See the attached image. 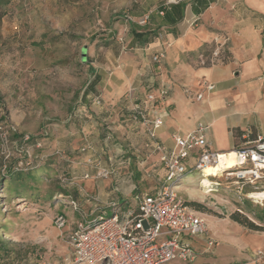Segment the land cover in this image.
Segmentation results:
<instances>
[{
  "label": "rangeland",
  "instance_id": "1",
  "mask_svg": "<svg viewBox=\"0 0 264 264\" xmlns=\"http://www.w3.org/2000/svg\"><path fill=\"white\" fill-rule=\"evenodd\" d=\"M2 1L0 101L9 118L8 125L17 134L40 138L44 145L36 149L29 144L27 152L22 153L11 147L8 158L0 153V264H18L23 260L31 264H74L71 238L80 216L73 210L71 200L80 203L79 208L89 214L95 206L84 194L96 198L101 210L113 194L122 198L118 208L121 216L135 208L140 193L134 191L136 185L143 190L156 183L160 175L153 176L152 170L164 174L158 158L143 141L146 134L131 119L128 98L134 89L136 94L146 89L149 77L145 71L158 72L156 68L161 62L153 61L149 46L132 45L128 21L143 28L149 24V16H156L159 6L177 0ZM87 65L91 71H86ZM92 81L94 97L82 103L80 97ZM202 85L201 82L199 87ZM117 90L120 95L116 99L104 97ZM100 95L104 101L96 106L93 99ZM168 99L169 96L164 98ZM260 130L256 123L245 130L233 127L234 147L250 142ZM211 140L218 150L230 148L226 135L213 133ZM83 146L90 149L82 153ZM101 149L107 154L102 158ZM115 153L131 155L127 173L133 172V180L129 179L126 185L120 182L116 186L120 192L110 194L108 187L113 184V175L107 179L93 178V165L109 168V155ZM156 163L158 170L153 167ZM87 167L93 171L90 173ZM19 170L37 173L42 180L27 181L26 188L12 191L17 183L3 181L8 171ZM40 170L47 171V175ZM113 171L121 179L126 177L125 171ZM85 174L88 179L83 178ZM64 176L76 178L63 187L60 179ZM99 182L108 186L100 194ZM231 182L217 178L209 188L215 192L207 193L196 187L193 176H189L176 189L181 200L198 205L193 209L205 220L213 241L209 247L203 238L183 240L196 252L193 264H236L257 249L263 250L264 255V200L250 198L247 195L255 190L246 186L239 190ZM59 188L71 199L57 195ZM104 212L105 218L111 217L112 209L106 208ZM235 214L261 231L232 221ZM57 216L65 220L62 229L55 225Z\"/></svg>",
  "mask_w": 264,
  "mask_h": 264
},
{
  "label": "built area",
  "instance_id": "2",
  "mask_svg": "<svg viewBox=\"0 0 264 264\" xmlns=\"http://www.w3.org/2000/svg\"><path fill=\"white\" fill-rule=\"evenodd\" d=\"M217 54L218 50L215 49L213 56ZM161 59V55L153 57L155 63H160ZM214 89L213 84L203 82L202 92L195 95L196 100L200 101L204 93L209 94ZM166 96L167 89L162 86L157 89L149 87L142 98L135 94L128 97L131 119L144 129L147 137L145 145L158 158L159 166L164 171L159 186L153 192L137 193L135 208L125 211L121 216L118 207L111 217L105 218L104 210L97 204L98 200L87 194L84 197L95 206L91 213L81 210L80 203L72 202L73 210L80 216L71 238L74 264H193L196 252L183 240L203 238L209 247L213 246V241L208 236L205 220L177 196L176 189L181 182L193 176L196 187H202L204 180L210 184L217 178H223L232 181L239 190L250 186L255 190L254 193L264 192V131L242 146L233 147L227 152H217L212 149L206 136L207 127L199 124L186 135H173L172 146L167 147L157 140V132L167 116L165 110L159 109ZM101 101L100 97H95L93 104L100 106ZM31 140L33 148L39 149L44 145L40 138L17 134L15 128L8 125L0 102V153L4 158L9 157L11 147L20 153L27 152V144ZM86 149L90 148L83 146L80 152L85 153ZM230 157L233 166L228 168L227 160ZM221 160L223 164L218 172L206 176L205 170L217 168ZM93 167L96 170L93 178L107 179L115 174L114 168L110 166L106 168L97 163ZM83 178L88 179L89 175L85 174ZM60 182L66 186L72 184V179L64 176ZM64 223L62 216L56 217L57 229H62ZM262 260L263 253L257 251L251 261L243 264H260ZM18 264L31 263L23 260Z\"/></svg>",
  "mask_w": 264,
  "mask_h": 264
},
{
  "label": "crops",
  "instance_id": "3",
  "mask_svg": "<svg viewBox=\"0 0 264 264\" xmlns=\"http://www.w3.org/2000/svg\"><path fill=\"white\" fill-rule=\"evenodd\" d=\"M180 1L187 3L182 20L175 25L161 26L158 36L151 43L145 44L149 46L148 51L152 58L162 56L161 66L156 68L158 72L146 70L145 74L149 77L146 80V89L137 94L134 89L131 94L142 98L149 87L157 89L163 86L167 89L169 99L162 102L159 108L165 110L167 116L157 133V140L163 145L171 147L173 135H186L197 125L203 124L207 127L206 136L212 149L227 152L234 147L231 133L233 127L245 130L249 125L256 123L261 128L259 132L264 131V0H209L208 6L198 15L192 11L195 0ZM168 5L169 3H164L161 6ZM193 23L195 25H192ZM212 48L213 51L223 48L227 50L229 61L210 67H197L198 54ZM91 69L87 65L86 71ZM93 81L88 83L91 87L86 94L82 93V103L86 104L89 98L94 97L91 94L95 84ZM201 82H209L215 89L209 94L204 93L203 99L198 101L195 95L202 91V87H199ZM118 95L119 90L104 94V97L111 100L116 99ZM101 96L98 97L103 102L104 97ZM137 126L145 133L140 125ZM213 133L226 135L230 140V148L216 149L211 140ZM144 140L147 142L146 136ZM103 151L101 149L100 158L107 155ZM109 156L110 167L126 172L124 179L116 173L113 175L112 186H106L111 190L108 193L112 194L120 192V189H116L120 182V185H126L129 179L133 180V172L127 173L132 158L131 155L126 157L123 153ZM91 157L92 155L89 158ZM153 167L158 170L157 163ZM84 168L82 167V170ZM87 170H90V173L93 171L90 168ZM152 172L153 176L160 175V179L163 177L160 170L158 173L156 170ZM75 178L71 176L70 179ZM160 179L155 181L157 184L143 187V190L136 185L134 191L153 192L159 186ZM98 184L100 186H97V193H103L106 187L101 182ZM257 251L263 250H252L238 262L243 264L251 261ZM260 264H264V260Z\"/></svg>",
  "mask_w": 264,
  "mask_h": 264
},
{
  "label": "trees",
  "instance_id": "4",
  "mask_svg": "<svg viewBox=\"0 0 264 264\" xmlns=\"http://www.w3.org/2000/svg\"><path fill=\"white\" fill-rule=\"evenodd\" d=\"M0 1H2V0H0ZM3 1L7 2V0H3ZM208 3H209V0H195V5L194 4L192 5L193 13L196 15L200 14V12L203 11L208 6ZM186 4H187L186 1H179L175 4H169L167 7L166 6H159L158 10L155 13L156 16H152V15L149 16L148 19L150 20V22L148 25H146L143 28H139L138 26L134 25L132 22L128 21L129 35L131 37L132 45L136 44V45L143 46L145 44H149L153 41V39H155L158 36L161 26L166 25V24L175 25L180 20H182ZM156 19H160V22H156ZM213 52H214L213 48L211 50H208V51L200 52L198 55L201 56L202 59L201 60H199L198 58L196 59L197 60L196 61L197 67H210L212 65L224 64V63H227L229 61V55L227 53V50H225L224 48L219 49L216 57L213 56ZM89 87H91L90 84L84 90L83 95L86 94L87 90H89ZM29 144L32 145V140L29 142ZM29 144H27V146H29ZM32 168L33 167L30 166V169H32ZM26 171H28V170H26ZM44 171L45 170H40L39 173L47 175V171L46 172H44ZM28 172H23L20 170L16 171V172L8 171L7 173L9 175L5 178L3 183H6V182L11 183V184L17 183V185L12 189V191L16 192V191H18V188H26L25 182H27V181L38 182V181L42 180L41 175H39L37 173L34 174L33 172H29V173ZM63 187H65V186H63ZM249 189L251 190L252 188L249 186ZM35 191H36V188H35L34 192ZM56 193H57V195L66 196V197H68V199L70 198L69 194H66V192L61 188H59ZM247 193H248V191H247ZM55 197H57V196H55ZM121 199H122L121 197H119V196L114 197L112 194V196L108 199L106 208L112 209V213H113L115 211V209L121 205L120 204ZM71 201L75 202V200H71ZM184 203L186 205H188L189 207H191L192 209L194 207H198V205H196L195 203H192V202L184 201ZM105 209H104V211H105ZM104 211H103V213L105 216ZM92 219L93 218H91V220ZM231 220L236 222V223L243 225L244 227L248 228L249 230L261 231L260 227L255 226L251 222H248L245 218H243V219L239 218L237 216V214L231 216Z\"/></svg>",
  "mask_w": 264,
  "mask_h": 264
},
{
  "label": "bare ground",
  "instance_id": "5",
  "mask_svg": "<svg viewBox=\"0 0 264 264\" xmlns=\"http://www.w3.org/2000/svg\"><path fill=\"white\" fill-rule=\"evenodd\" d=\"M227 164H228V168H231L232 166H233V160H232V158L230 157V160H227ZM222 164H223V160H221L220 161V165H218L217 166V168H208V169H206L205 170V175L206 176H211L212 174H215V172H218V168L220 167V166H222ZM203 185H202V187H198V188H200V189H202V190H206V192L208 193V192H215V190H211V189H209V188H211L210 187V185L211 184H209L207 181H205L204 180V182L202 183ZM203 188H205V189H203ZM209 189V190H208ZM247 196H249L250 198H252V199H254V200H257V201H262V200H264V192H253V193H250V195H247Z\"/></svg>",
  "mask_w": 264,
  "mask_h": 264
},
{
  "label": "water",
  "instance_id": "6",
  "mask_svg": "<svg viewBox=\"0 0 264 264\" xmlns=\"http://www.w3.org/2000/svg\"><path fill=\"white\" fill-rule=\"evenodd\" d=\"M178 1H180V0H177V2H178ZM83 50H84V49H83ZM83 54H84V52H83Z\"/></svg>",
  "mask_w": 264,
  "mask_h": 264
}]
</instances>
